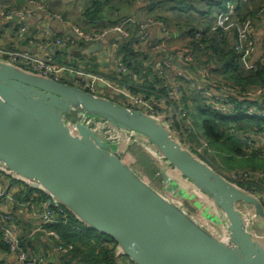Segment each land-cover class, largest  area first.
<instances>
[{"label":"water","instance_id":"obj_1","mask_svg":"<svg viewBox=\"0 0 264 264\" xmlns=\"http://www.w3.org/2000/svg\"><path fill=\"white\" fill-rule=\"evenodd\" d=\"M133 145L179 178L221 227L148 185L126 155ZM0 170L112 239L132 264H264L261 203L183 148L164 120L2 61Z\"/></svg>","mask_w":264,"mask_h":264},{"label":"crops","instance_id":"obj_2","mask_svg":"<svg viewBox=\"0 0 264 264\" xmlns=\"http://www.w3.org/2000/svg\"><path fill=\"white\" fill-rule=\"evenodd\" d=\"M20 0H0V6L6 8L23 7L18 4ZM24 7L30 8L37 6L33 10V16L25 22H5L0 20V47L7 50H17L27 52L31 55L48 58L59 66H72L78 71L96 72L109 80L113 79L116 64L121 62L119 56V45L124 43L131 36L137 39L134 45L136 51L145 54L143 57V66L148 68L152 61L156 60L158 53L155 46L162 41L163 33L158 25H154L147 30L148 38L144 41L138 39V30L136 26L130 25L125 28L123 35L110 34L96 42H87L75 35L72 29H78L83 34H98L104 28L118 24L122 19L131 18L138 24L155 20L167 28L169 38L166 42V49L169 53L167 60L179 69L189 72L198 81L208 82L206 69V59L201 51H196L197 60L200 63H192L189 68L181 61L179 52L192 43V32L202 30L208 35L216 31V16L219 13L218 7L213 8L215 4L224 3L223 0H24ZM228 1H226L227 3ZM225 3V5H226ZM232 19H238L250 11H257L264 6V0H253L244 2L232 0ZM87 13L90 15L87 16ZM49 16H59L67 22L71 29H64L60 23L51 21ZM45 30L52 33L53 38L45 36ZM191 32V33H190ZM70 33L72 35H70ZM252 40L255 45L256 58L264 50V13L254 22L252 28ZM73 41L74 46L61 47L55 41ZM226 47H219L223 52H227L233 45L234 40L228 39ZM219 56V55H217ZM155 57V58H154ZM140 59V60H141ZM204 63V65L202 64ZM211 63V62H210ZM191 67V69H190ZM247 70L244 64L241 66ZM89 70V71H88ZM91 71V72H90ZM121 77L122 82L123 78ZM139 81L140 79L137 78ZM217 79H220L217 77ZM115 80V76L113 81ZM136 80V79H135ZM134 83H137V81ZM61 81L74 83L78 85L79 79L72 78V75L62 76ZM110 81V82H113ZM127 85L131 83H125ZM133 85V84H131ZM76 88V87H75ZM97 95L111 99H122L111 91L97 87ZM256 97L244 98L237 97L239 101L247 100L254 104ZM123 100V99H122ZM125 100V99H124ZM123 100V101H124ZM256 146L264 147V136L256 137ZM140 152L137 160H145L147 154L143 147H139ZM140 154V155H139ZM144 154V155H143ZM146 154V156H145ZM143 155V156H142ZM148 158V157H147ZM160 170V169H159ZM0 183L11 192L21 193V180L13 178L6 171L0 170ZM157 190V189H156ZM159 192V191H158ZM165 193V191L163 192ZM187 196V195H186ZM183 193L180 204L186 211L194 216L201 217L200 212H192L194 206L190 204V197ZM241 208V206H239ZM197 209V208H196ZM211 209V208H210ZM8 211L14 215L15 226L18 230L23 248L29 258H42L47 261H58L60 255L56 250L52 237L46 233L36 232L39 220L30 209L18 208L13 204L0 200V211ZM217 225L213 220H210ZM221 227V225H217ZM264 233V231H263ZM21 244V245H22ZM120 264H132L127 258L119 256ZM0 264H17L16 260L4 249L0 242Z\"/></svg>","mask_w":264,"mask_h":264},{"label":"built area","instance_id":"obj_3","mask_svg":"<svg viewBox=\"0 0 264 264\" xmlns=\"http://www.w3.org/2000/svg\"><path fill=\"white\" fill-rule=\"evenodd\" d=\"M240 1L249 2L252 0ZM231 2L232 0H229L225 5L224 10L217 16L216 27L222 31L224 36L235 34L236 39L233 42V49L241 56L239 63L246 62L245 64L247 65V68L250 70H256L259 66H264V50L254 58V55L256 54L255 45L251 36L254 22L251 18H247L242 23L232 19L233 10ZM37 8L38 7L35 6V9ZM33 10L24 6L20 8H6L0 6V20L5 22H25L33 16ZM262 14L263 11L259 13L258 18H260ZM48 19L60 23L64 29L72 28V26L63 21L59 16H49ZM130 25L136 26V29L138 30L137 36L140 41H144L148 38L147 30L150 27L154 25L160 26L163 33V39L155 46V50L160 54V57H157L156 60L153 61L152 69L153 73L164 81L167 90L166 97L151 101L143 96L132 95L128 89L129 85L123 83L121 80V77L128 73L127 69L121 64V62L116 64L114 73L115 80L110 82L96 75L88 74L85 71L75 70L72 66L56 65L48 58L31 55L27 52L17 50H7L3 47H0V61L18 67L29 73L51 79L55 82H60L64 75H78L80 77L78 88L81 90L85 89L89 91V94L95 96H99L97 95V83H102L106 86L107 91H111L118 96L121 95L122 97L120 98L123 100L125 99L124 107L142 112L156 119L164 120V124L169 129L171 135L182 145L183 148L190 151L195 156L196 151L182 142V138L185 137V135H188L184 132V129H188L189 132L193 134L196 133V129L190 122V112H192V110L190 108L186 109L183 106L184 99L189 97L197 98L204 106L211 109L214 113L220 114L224 117H233L243 113L245 116H256L264 119V106L261 105L260 101L256 100V98L255 102H258H256L255 105L246 106L244 111H239L236 102L231 100L234 97L236 98V91L234 88L229 86L227 88L217 89L211 83L198 81L189 72L174 67L169 60H167L166 42L169 38V34L166 28L155 20L151 19L147 22L138 24L131 18H125L118 24L104 28L100 33L92 35L83 34L78 29L72 30L79 38L87 42H96L110 34L123 35L125 28ZM45 36L49 39L53 38L52 33L48 30H45ZM55 43L61 47L74 46L75 44L73 41L68 42L60 39H57ZM179 56L181 61L187 67L193 63V53L190 50H184ZM84 77L91 78L92 80L87 81ZM133 79H136V84L140 83L136 76H134ZM259 94L260 91H257L256 95L259 96ZM244 97L251 98L256 96L252 93H246L244 94ZM169 101L171 104L167 106L166 104ZM229 133H233V130L231 129ZM245 136L249 135L246 134ZM254 147H258L256 146V143L254 144V139L249 140L247 142L248 151L250 152ZM262 155L264 158V149L262 150ZM218 174L232 184L240 185L243 188H247L248 185L255 186L259 182L264 183V173L262 172L234 171L231 174H226L227 176L222 175L221 173ZM29 188L32 191L28 200L20 202L18 200L19 193L11 192L0 183V200L13 204L18 208L30 209L36 215L37 220H39L38 227L35 231L46 233L49 237L58 239L54 232L47 231L46 228L58 224L66 225L68 223L67 211L57 201L49 197L46 200L36 202L40 191L33 189L30 186ZM185 191L189 197L199 200L202 205H205V203L193 193L186 189ZM252 195L258 199L261 205L263 204L264 206V190L262 192L253 191ZM207 211L212 214L210 220H213L217 225H221L216 218L215 213L207 206L206 210L201 206L200 215H202V217L207 216ZM14 218L15 217L11 212L0 211V242L7 248V252L16 260L17 264H57V262L47 261L42 258H29L21 245ZM205 219L208 218L205 217ZM56 250L64 255L68 252V250L62 247H56Z\"/></svg>","mask_w":264,"mask_h":264},{"label":"trees","instance_id":"obj_4","mask_svg":"<svg viewBox=\"0 0 264 264\" xmlns=\"http://www.w3.org/2000/svg\"><path fill=\"white\" fill-rule=\"evenodd\" d=\"M223 1V5L217 3L213 6V8L218 7L219 13L217 16L224 10L225 3L229 0ZM261 11L264 13V6L257 11H250L235 20L242 23L247 18H251L253 22H255L258 20V15ZM89 15L90 14L87 13V16ZM191 36L193 39L192 43L179 53H183L186 49L190 50L193 53L194 64L195 60L196 63H200L197 60L196 51H201V53H203V57L206 59L207 77L209 78L207 83H211L217 89H223L229 86L234 88L236 91V98L234 97L231 100L236 102L239 111H244L246 106L255 105L258 101L264 106V66H259L256 70H250L247 68L246 62L239 63L241 56L234 51L233 45L227 52H223L219 49L221 46L226 47V44L228 45V39L232 38L235 40V34L224 36L222 31L216 27V31H214L212 35H208V32L205 33V31L202 30L195 31L193 29ZM137 42V39L131 36L130 39L119 45L118 54L121 56V64L128 71L123 78L124 82L133 84H129L128 89L134 96H143L151 101L166 97L167 90L164 81L153 73V61L148 68L143 66V59L141 58L146 56L136 51L137 49H135L134 45L137 44ZM159 55L160 54H158L157 57H160ZM167 56H169L168 51ZM202 64L204 65V63ZM242 64L245 65L247 70L241 67ZM189 66L187 68H189ZM86 73L88 72L86 71ZM88 74L96 75L107 81H113L114 79V75L112 76L113 79L109 80L110 77L105 78L98 75L96 72ZM134 76L140 79L139 84L133 82ZM217 77L220 79H217ZM61 83L78 88V85L73 82L61 81ZM84 91L89 93V91L85 89ZM257 91H260L259 96L256 95ZM246 93L254 94L258 101L251 104L248 103L247 100L239 101L237 99V97H244ZM244 98L248 99L247 97ZM105 99L116 103V101L112 99ZM170 104L169 101L166 105L168 106ZM183 106L186 109L190 108L192 110V112H190V122L196 129V133L193 134L189 132L188 129H184V132L188 134L191 141L198 144L200 141L203 142L205 140L207 143L204 148L207 147L213 155L217 156L219 159L222 158L224 164H226V160H236L237 162L245 163V167L243 168L237 167L238 169H234L227 167L229 170L226 171L264 173V158L262 155L264 147H254L250 152L247 149V142L249 140L254 139L255 144L257 136H264V119L256 116H245L243 113L233 117H224L204 106L199 99L192 97L184 99ZM74 116H76V113L69 114L66 117V121L73 120ZM200 118H202V121L200 128H198L195 124L196 120ZM231 129L233 133L230 134L229 131ZM246 134L249 136H245ZM132 152L139 153L140 149L139 151L132 150ZM144 159L149 162V158L144 157ZM200 159L205 161L203 158ZM155 168L156 167H154L153 170L156 171ZM236 186L250 194H252L253 191L262 192L264 190L263 182H259L255 186L248 185L247 188H243L240 185ZM21 187L23 191L19 194L18 200L20 202H25L28 200L32 190L27 184L21 183ZM46 199H48V196L40 192L36 202ZM262 207H264L263 204ZM67 213L68 223L66 225L58 224L46 228L47 231H52L57 235L58 239L52 238V242L55 243L56 247H62L68 250L65 255L59 252L60 257L58 261H56L57 264H120L118 248L112 239L86 228L79 223L71 213L68 211ZM3 247L7 251V248L5 246Z\"/></svg>","mask_w":264,"mask_h":264},{"label":"rangeland","instance_id":"obj_5","mask_svg":"<svg viewBox=\"0 0 264 264\" xmlns=\"http://www.w3.org/2000/svg\"><path fill=\"white\" fill-rule=\"evenodd\" d=\"M114 101H116V103H118V105H120V106H123V107L125 106V102L122 99H119V98L116 99L115 98ZM201 121H202V118L196 120L195 126L200 128ZM112 136H115V135H112ZM142 136H143L142 134H139V135L137 134L135 139L137 140L138 138H142ZM182 142L185 143L187 146L192 147L196 151L195 153H196V156L198 158L199 157L203 158L205 160L204 162L206 164H208L213 170H215L218 173H221L222 175L227 176L226 174H231L232 172H234V171L227 172L226 170H229V169H227V167L234 168V169H238L237 167H239V168L245 167L244 166L245 163L237 162L236 160H226L225 161L226 164H224L222 158L219 159L217 156L213 155V153L207 147L204 148V146H206V143H207V142H205V140L203 142L200 141L198 144H196V142L190 140L188 135H185V137L182 138ZM147 146H149V144H147ZM132 150H138L139 151V147L137 145H133V146H130L129 150L127 151L126 155H127V157H129L131 159L130 164H131L132 168L134 169V171L136 173H138L140 176H142L143 179L148 183V185H151L154 189H157V191H159L161 193H163L164 191L170 193V195L174 199L183 200L182 199L183 197H181L182 193L185 196L186 195L188 196L187 192L185 191L186 187H184L182 184H180L178 182L179 178L173 177V175H169L167 173V171L162 169V168H161V170H159V168H157L158 167L157 164L152 162V160H150V159H149V162H147L146 159L145 160H142V159L137 160L138 155L136 152H132ZM146 151L148 152L147 149H146ZM145 156H146V154H145ZM147 157L150 158L148 155H147ZM153 158L157 159L156 157H153ZM154 167H156L155 168L156 171L153 170ZM223 169H225V170H223ZM224 171H226V172H224ZM196 190H197L196 186H192V191H196ZM188 202H190V204L192 206H194V209L192 211L194 213L195 212L201 213V206H203V209L206 210V206L202 205L199 200H196V199L190 197ZM202 211H204V210H202ZM211 215L212 214L210 212H208V215L203 216V217L204 218L206 217L210 220ZM259 233L261 235L263 234V232H259Z\"/></svg>","mask_w":264,"mask_h":264}]
</instances>
